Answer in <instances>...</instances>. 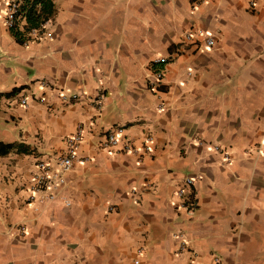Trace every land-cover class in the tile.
Masks as SVG:
<instances>
[{"label":"crops","instance_id":"obj_1","mask_svg":"<svg viewBox=\"0 0 264 264\" xmlns=\"http://www.w3.org/2000/svg\"><path fill=\"white\" fill-rule=\"evenodd\" d=\"M52 3L51 37L26 0L0 18V142L28 150L0 155V264H264V0ZM199 30L211 46L185 41ZM79 127L65 183L33 192Z\"/></svg>","mask_w":264,"mask_h":264},{"label":"built area","instance_id":"obj_2","mask_svg":"<svg viewBox=\"0 0 264 264\" xmlns=\"http://www.w3.org/2000/svg\"><path fill=\"white\" fill-rule=\"evenodd\" d=\"M22 0H0V18L4 25L9 29H15L19 18L22 16L21 8ZM50 20H44L38 28H33L28 33L33 38H42V37H51L50 33L47 31V27ZM203 38L207 46L213 44V39L206 35L203 31L199 30L197 32H187L184 36V39L187 43L191 45L197 44V39ZM170 58L167 56L156 57L151 61V67L153 68V74L149 81L151 87H158L162 82L165 74V65L169 62ZM45 85V82H41ZM74 97V95H72ZM63 100H67L66 95H62ZM19 103L22 107H28V95H22L19 98ZM122 126H112L110 127L105 134L104 140L101 142L102 147H111L115 146L120 142L122 137ZM82 140V127H79L78 130L66 137L65 139V152L59 157L55 158L54 161H47L38 159L36 163V173L33 175L31 182V190L33 192L49 190L51 191L45 198L53 199L55 195V190L62 186L65 183V174L72 168L74 161L76 160L77 147ZM126 150L130 149L128 143H125L123 146ZM149 148L146 147V150ZM214 149H219L218 146H215ZM246 154H249L250 151L246 150ZM223 159L228 162L229 154L223 153ZM185 182L191 184L193 182L192 178H186ZM177 196L181 199L180 206L187 207L188 202L184 196L183 189L176 191ZM30 199H33V194L30 195ZM66 204L69 205V201H66ZM24 227L20 228V233L22 234ZM184 243H181V249L183 248ZM217 260V259H215ZM133 264H140V260L134 259Z\"/></svg>","mask_w":264,"mask_h":264},{"label":"trees","instance_id":"obj_3","mask_svg":"<svg viewBox=\"0 0 264 264\" xmlns=\"http://www.w3.org/2000/svg\"><path fill=\"white\" fill-rule=\"evenodd\" d=\"M25 15L27 19L26 30L38 28L40 24L50 19L54 14L52 0H26ZM11 151L25 152L20 143H2L0 142V155L7 154Z\"/></svg>","mask_w":264,"mask_h":264}]
</instances>
